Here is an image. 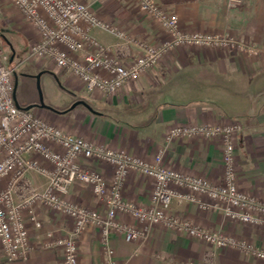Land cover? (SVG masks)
Returning <instances> with one entry per match:
<instances>
[{
	"label": "built area",
	"instance_id": "1",
	"mask_svg": "<svg viewBox=\"0 0 264 264\" xmlns=\"http://www.w3.org/2000/svg\"><path fill=\"white\" fill-rule=\"evenodd\" d=\"M101 2L103 0H95ZM122 1V0H115ZM149 19L159 24L169 38L161 44L131 35L126 29L103 20L85 0H0V7L17 10L33 31L27 60L40 68L65 72L78 80L89 95L112 98L130 83L138 82L165 57L183 47L228 50L258 57L261 50L245 40L205 32L182 30L178 16L158 0H135ZM243 0H228V6ZM99 30L116 38L103 44L94 35ZM134 50L138 53L134 54ZM0 46V252L6 262L27 260L32 250L29 225L41 230L38 207L66 216L73 224L66 236L47 231L43 247L60 250L63 264H79L78 238L87 228L100 231L108 264H118L109 244L113 233L127 242H149L154 228H163L201 240L217 249H236L264 261V248L222 231L197 226L171 212L173 198L217 209L235 224L264 228V202L244 192L238 184L237 145L242 124L233 120L218 125H174L165 142L178 139H221V182L186 174L167 167L164 150L153 161L125 151L97 145L47 122L40 111H23L15 104L14 72L21 64H10L11 56ZM91 164V166H85ZM113 170L109 183L99 169ZM131 172L152 180L148 205L140 206L124 196ZM30 175L45 179L37 185ZM81 183L106 206V212L90 209L69 199L70 187ZM128 216L129 225L119 219ZM27 218V220H26Z\"/></svg>",
	"mask_w": 264,
	"mask_h": 264
},
{
	"label": "crops",
	"instance_id": "2",
	"mask_svg": "<svg viewBox=\"0 0 264 264\" xmlns=\"http://www.w3.org/2000/svg\"><path fill=\"white\" fill-rule=\"evenodd\" d=\"M85 1L103 20L123 27L135 37L146 38L154 44L164 43L169 38L159 24L140 10L135 0ZM227 4L228 0H192L166 6L178 16L182 30L242 39L259 48L260 56L183 47L112 98L89 95L78 80L65 72L46 68L55 78L63 77L66 89L88 96L92 102L89 105H108L110 111L94 110L96 113H92L84 107L64 117L49 111H40L39 116L66 132L100 146L125 151L142 161H153L157 153L164 150L163 163L167 167L215 184L221 182L223 175L221 139L180 138L167 143L164 136L174 125L239 121L242 131L236 146L238 184L241 190L264 202V0H243L242 5L234 8ZM93 35L106 45L117 41L99 30L93 31ZM137 53L134 50V54ZM99 169L110 183L112 168L100 165ZM30 177L39 186L46 183L37 175ZM152 189L151 179L131 172L123 190L127 200L144 206L150 203ZM68 192L71 201L106 212V206L90 187L75 183ZM171 201L173 214L186 217L197 226L222 231L264 248V228L230 222L217 209L201 210L179 198ZM36 213L43 228L35 230L29 225L32 247L29 258L9 263L0 252V264H63L61 251L46 250L43 243L47 231L68 235L72 222L66 216L41 207ZM119 219L129 225L135 224L128 216L121 215ZM108 242L118 264H264L240 250L217 249L201 240L159 227L154 228L146 243L127 242L118 233H113ZM77 244L79 264H108L97 228H87Z\"/></svg>",
	"mask_w": 264,
	"mask_h": 264
},
{
	"label": "rangeland",
	"instance_id": "3",
	"mask_svg": "<svg viewBox=\"0 0 264 264\" xmlns=\"http://www.w3.org/2000/svg\"><path fill=\"white\" fill-rule=\"evenodd\" d=\"M3 36L11 41L17 51V57L14 64H21L17 70L19 78L18 95L22 98L21 103L38 102L40 94L37 90V80L34 79L39 71L43 68L38 66V63H32L27 60L29 56L30 43H32L33 31L19 16L17 10L7 6L5 9L0 7V46L11 56V51L8 50L7 44L4 42ZM46 69V68H45ZM58 79V80H57ZM41 91L44 98V103L54 108L55 110L64 111L70 108L75 100H84L88 104L89 97L85 94H77L64 86L63 77L55 78L53 72L45 70L40 80ZM89 101V102H88ZM92 106V105H90ZM95 111H110L108 105H94L92 106ZM83 108L84 107H78ZM34 110V109H33ZM32 110V111H33ZM39 111H47L39 109ZM64 117L66 115H59Z\"/></svg>",
	"mask_w": 264,
	"mask_h": 264
},
{
	"label": "water",
	"instance_id": "4",
	"mask_svg": "<svg viewBox=\"0 0 264 264\" xmlns=\"http://www.w3.org/2000/svg\"><path fill=\"white\" fill-rule=\"evenodd\" d=\"M11 58H10V63L12 64L15 60V56H16V52L13 50L11 52ZM45 71H42L40 72L38 75H36V80H37V87H38V91H39V94H40V102H38V104H31V105H27V106H23L21 104H19V100L17 98V89H18V86H19V76H18V73L15 71L14 72V78H15V90H14V96H15V104L17 105V107L23 111H30V110H33L35 108H38V109H44V110H49L55 114H58V115H65V114H68L69 112L71 111H74L76 108H78L79 106H83L85 108H87L90 112L92 113H96L93 108L84 100H78L76 101L70 108L64 110V111H59V110H55L54 108L48 106L46 103H44V98H43V95H42V91L40 90L41 89V84H40V80H41V76L44 74ZM58 80V79H57Z\"/></svg>",
	"mask_w": 264,
	"mask_h": 264
},
{
	"label": "flooded vegetation",
	"instance_id": "5",
	"mask_svg": "<svg viewBox=\"0 0 264 264\" xmlns=\"http://www.w3.org/2000/svg\"><path fill=\"white\" fill-rule=\"evenodd\" d=\"M2 40H4V42L7 44V47H8V50H10L11 52L14 50L15 52H16V56H15V59H16V57H17V51H16V48H15V46H14V44L11 42V41H9L6 37H4L3 36V39ZM10 52V53H11ZM12 54V53H11ZM15 61V60H14ZM14 63V62H13ZM12 63V64H13ZM11 64V63H10ZM42 71H45V69H42V70H40L39 71V73L40 72H42ZM18 73V72H17ZM34 79H36V78H34ZM18 90V89H17ZM16 90V91H17ZM22 97V96H21ZM19 95H18V91H17V98H18V100H19V102H20V99H22ZM76 101H78V100H75L74 102H76ZM38 102H40V100L38 101ZM38 102L36 103V102H28V103H19V104H21V105H23V106H27V105H31V104H38ZM35 109H37V110H39L38 108H35ZM42 110H44V109H42ZM47 111H49V110H47ZM49 112H51V111H49ZM72 112V111H71ZM70 113V112H69Z\"/></svg>",
	"mask_w": 264,
	"mask_h": 264
},
{
	"label": "trees",
	"instance_id": "6",
	"mask_svg": "<svg viewBox=\"0 0 264 264\" xmlns=\"http://www.w3.org/2000/svg\"><path fill=\"white\" fill-rule=\"evenodd\" d=\"M192 0H160V3H162L163 5H168V4H172V3H179V2H189Z\"/></svg>",
	"mask_w": 264,
	"mask_h": 264
}]
</instances>
